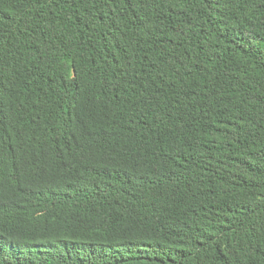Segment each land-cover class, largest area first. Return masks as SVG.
Returning <instances> with one entry per match:
<instances>
[{
    "label": "trees",
    "instance_id": "1",
    "mask_svg": "<svg viewBox=\"0 0 264 264\" xmlns=\"http://www.w3.org/2000/svg\"><path fill=\"white\" fill-rule=\"evenodd\" d=\"M0 264H264V0H0Z\"/></svg>",
    "mask_w": 264,
    "mask_h": 264
},
{
    "label": "rangeland",
    "instance_id": "2",
    "mask_svg": "<svg viewBox=\"0 0 264 264\" xmlns=\"http://www.w3.org/2000/svg\"><path fill=\"white\" fill-rule=\"evenodd\" d=\"M17 244L24 252H27L28 249H31L33 251L48 250L67 253V248L65 247V245L62 244L59 239L54 237L45 238L39 241L38 244L23 242Z\"/></svg>",
    "mask_w": 264,
    "mask_h": 264
}]
</instances>
